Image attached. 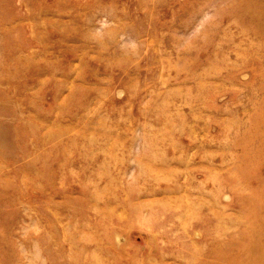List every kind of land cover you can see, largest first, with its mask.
<instances>
[{
  "label": "rangeland",
  "instance_id": "obj_1",
  "mask_svg": "<svg viewBox=\"0 0 264 264\" xmlns=\"http://www.w3.org/2000/svg\"><path fill=\"white\" fill-rule=\"evenodd\" d=\"M0 264H264V0H0Z\"/></svg>",
  "mask_w": 264,
  "mask_h": 264
}]
</instances>
